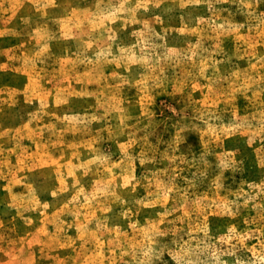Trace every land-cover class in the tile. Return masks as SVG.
<instances>
[{
  "label": "rangeland",
  "instance_id": "374dc122",
  "mask_svg": "<svg viewBox=\"0 0 264 264\" xmlns=\"http://www.w3.org/2000/svg\"><path fill=\"white\" fill-rule=\"evenodd\" d=\"M0 264H264V0H0Z\"/></svg>",
  "mask_w": 264,
  "mask_h": 264
}]
</instances>
